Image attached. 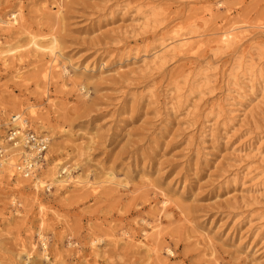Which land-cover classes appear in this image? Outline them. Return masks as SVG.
Returning <instances> with one entry per match:
<instances>
[{
    "label": "rangeland",
    "instance_id": "obj_1",
    "mask_svg": "<svg viewBox=\"0 0 264 264\" xmlns=\"http://www.w3.org/2000/svg\"><path fill=\"white\" fill-rule=\"evenodd\" d=\"M55 1L0 0V16L23 6L30 31L46 38L56 35L65 54L90 70L74 75L75 83L63 89L64 78H54L53 84L43 80L37 71L41 63L30 64L31 56L24 58L21 79L16 78L17 62L8 69L0 64V98L29 96L43 102L52 121L68 129L67 135H55L61 152L50 155L49 145L44 169L57 158L72 166L83 149L89 158L81 159L75 174L112 171L128 188L94 194L52 186L36 198L26 188L30 197L25 201L14 184L5 182L0 185V264H19L22 244L29 250L32 242L35 256L27 264H161L120 240V233H139L141 218L152 219L163 192L173 197L175 207L161 224L160 244L175 253L163 249L165 264H264V149L258 150L264 141V80L258 76L232 95L225 86V75L242 48L264 36L256 30L219 50L211 42L197 53L169 55L162 67L148 68L153 57L146 54L154 35L179 29L194 36L215 29L226 7L232 8V18L262 22L264 0H65L62 20L37 13ZM136 6H143L148 18ZM147 19L156 23L144 29ZM12 43L24 45L26 36ZM254 54L264 65V44ZM206 60L217 67L209 79L193 78L185 89L189 98L173 97L169 85L176 81L184 87V76L195 75ZM81 82L89 86L86 98L78 90ZM219 102L232 105L233 113L220 120L218 129L204 132L203 119ZM211 122L216 123L214 117ZM12 191L22 208L11 203L7 194ZM40 205L47 217L51 260L39 255ZM16 208L23 216L14 218ZM196 233L212 239V255L196 243ZM92 236L105 240L98 249L90 245Z\"/></svg>",
    "mask_w": 264,
    "mask_h": 264
},
{
    "label": "bare ground",
    "instance_id": "obj_2",
    "mask_svg": "<svg viewBox=\"0 0 264 264\" xmlns=\"http://www.w3.org/2000/svg\"><path fill=\"white\" fill-rule=\"evenodd\" d=\"M64 1L65 0H56L50 4H44L40 6L41 8L38 9L37 13L40 16L47 13L49 17L62 20L65 9ZM222 4L223 2L220 3V5ZM142 8L143 6L135 7L137 11H141L144 18H148L147 13L143 11ZM225 10L226 14L216 21V28L210 31H204L194 36H189L188 34H190V32L183 33L179 29H172L164 32L158 37L154 35V40L152 44L149 45L150 50L146 51L147 55L153 57L148 68L156 66L162 67V63H164L169 55L183 54L184 51L193 50L197 53V51H200L203 47L209 46L208 43L211 42L215 43L211 48L219 50L228 45L240 42L248 33L255 32L256 30H259L262 36H264V21L252 23L240 19L238 16L232 18V8L226 7ZM45 11L46 13L44 14ZM208 12L212 13L211 9H209ZM155 15L156 13H153L154 17ZM153 22L154 21L147 19L142 28H152V25L156 23ZM25 24V10L23 6H20L18 9L7 11L4 15L0 16V36H4L3 38L5 39V41L0 40V64L4 69H8L11 62H17L15 65L17 79L23 77V69L25 68L24 58L30 56L33 58L30 64L37 66V64L41 63L37 71L40 73L43 80L53 84L58 81L54 80V78H64L62 81L63 89L68 87L70 83H75L73 78L74 75H78L80 72L85 73L90 70L87 66L81 68L80 65L73 62L70 56L65 54L56 35L53 34L51 37L46 38L42 36V34L33 33ZM156 28V26H153L154 30H156ZM19 35L26 36V43L24 45L12 43ZM213 35H218V37L212 38ZM262 44H264V39L253 42L242 48L240 56L231 64L230 70L225 75V86L230 91V94L233 90H240L245 85L253 82L258 76L262 77L264 80L263 61L258 55L256 56L254 54V51L260 52V50H262ZM215 54L216 53H213L212 57H214ZM247 60L248 63H246ZM212 61L214 60H206L204 63L200 64L195 75L191 72L185 75L183 80L184 87L177 85L176 81H174L175 83H171L172 85L168 87L170 94L173 97L176 95L179 99L185 100L189 98L186 92L189 87L192 86L191 80L200 77L204 80H208L209 73L212 72L213 69H217V67H213ZM78 90L85 98L89 95V86L84 82L79 84ZM49 92L50 86L46 87L41 94L45 97L49 96ZM227 97L228 95L224 100H227ZM181 102H183V100H181ZM54 104L55 103L50 104L49 109H51ZM230 107H232V105L227 107L223 102L213 105L211 107L212 110L206 113L205 119H203L202 130L208 132L211 128L218 129L220 127V120H225L227 116L233 113ZM44 108L43 102L33 101L29 96L9 95L0 98L1 133L3 135H8L9 131H16L15 133L17 135L20 133V136L32 130L37 134H44L50 139V155H54L53 152H61L58 148L56 149L54 138L56 134L67 135L68 129L64 124L58 121L54 123L50 113L45 112ZM212 117L215 118L216 123L211 122ZM26 121L28 123H26ZM3 142L6 143L7 141ZM263 143L264 141L260 144L258 150L261 148L264 149ZM6 146L8 150L6 156L2 160V166L0 168V185H3L5 182L14 184L13 190L21 194L22 200L28 201L27 196L30 197L28 194L27 196L25 195L26 188L32 190L34 198L39 195L40 190L43 188L51 189L52 186L60 191L66 190L69 187H75L78 190H89L94 194H99L106 188H110L117 192L128 188V184L118 179L112 171H106L103 175L95 176H90L89 173L85 176L81 173L75 174L80 167L81 159L84 160V158H89L87 151L83 149L79 150L77 153L78 159L80 160L76 159L72 166H68L67 163L57 158L53 160L47 169H42L40 172L30 177H24L21 175L22 169L17 170L16 168L19 156L24 152L21 149V145L16 148L8 144ZM59 149H61V147H59ZM69 154L70 153L67 152V155ZM14 193L12 191L8 193L7 196H9L13 205H18L22 208L23 202L18 200ZM31 198H33V196ZM173 202V197L163 192L161 199L154 204L156 212L152 219L141 218L144 226L139 233L131 231L130 229H122L120 240L145 250L150 258H157L161 264H165V261L161 257L163 249L173 256H175V253L169 246L162 247L160 244V239L163 234L161 224L164 217H167L175 211ZM40 211L42 213L40 215L38 240L42 251L39 255L46 260H51L52 257L48 251L50 236L49 232H46L47 217L42 205H40ZM21 216H23V210L16 208L14 218H19ZM261 229L263 236L264 227L262 226ZM193 237L196 238L197 244H202L206 249L211 251V255L213 254L211 238L202 233H196ZM104 241L102 236H92L90 245L93 249H98ZM70 245L72 246L73 243H70ZM34 249H36V244L33 242L29 250L22 244L19 264H27L35 256ZM57 257H60V255H57Z\"/></svg>",
    "mask_w": 264,
    "mask_h": 264
},
{
    "label": "built area",
    "instance_id": "obj_3",
    "mask_svg": "<svg viewBox=\"0 0 264 264\" xmlns=\"http://www.w3.org/2000/svg\"><path fill=\"white\" fill-rule=\"evenodd\" d=\"M26 123H28L26 121ZM16 131H9L8 135H3L0 128V168L2 160L6 156L7 144L13 148L21 145L24 151L19 156L17 162V170L22 169L21 175L30 177L42 169H44L47 162V153L50 145V139L44 134H37L34 131H28L24 135H17ZM3 141H7L4 143Z\"/></svg>",
    "mask_w": 264,
    "mask_h": 264
}]
</instances>
